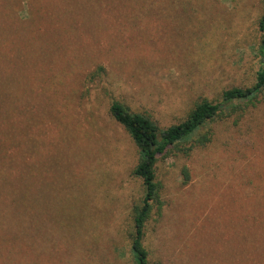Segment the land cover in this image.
I'll use <instances>...</instances> for the list:
<instances>
[{
	"label": "rangeland",
	"instance_id": "rangeland-1",
	"mask_svg": "<svg viewBox=\"0 0 264 264\" xmlns=\"http://www.w3.org/2000/svg\"><path fill=\"white\" fill-rule=\"evenodd\" d=\"M202 5L193 21L101 13L95 30L62 39L70 55L50 68L38 57L17 107L0 104V264H135L130 211L144 189L132 174L137 148L110 103L165 127L198 100L253 83L261 61L264 0ZM244 109L210 122L205 146L159 155L149 264H264V93Z\"/></svg>",
	"mask_w": 264,
	"mask_h": 264
},
{
	"label": "trees",
	"instance_id": "trees-1",
	"mask_svg": "<svg viewBox=\"0 0 264 264\" xmlns=\"http://www.w3.org/2000/svg\"><path fill=\"white\" fill-rule=\"evenodd\" d=\"M202 4L203 0H29V17L23 22L18 18L22 10L20 0H0V104L17 107L18 93L30 83V73L38 57L47 59L50 68L60 56L66 55V50L70 55L72 51L67 45L72 41L65 40L66 43L61 44L62 39L79 29L95 30L105 19L101 13L113 11L114 7L129 11L132 14L130 24L148 14H157L162 19L165 15L182 16L193 21L196 14L191 10L197 11ZM166 10L172 13L164 14ZM257 31L261 61L253 83L223 90L218 102L206 98L198 100L176 123L161 127L146 112L134 111L117 100L110 103L109 114L124 128L137 148L138 160L132 174L141 180L144 189L141 200L133 204L130 211L133 226L130 247L135 264H149V253L144 245L145 226L154 209L159 210L162 206L161 184L155 174L159 155L171 149L188 154L196 146H205L211 139V130L207 127L210 122L218 116L244 112V108L253 107L264 93V13L257 19ZM45 33L49 34L48 38L42 36ZM26 53L29 57L24 58ZM62 70L64 72L66 68ZM224 108H228L227 113H223ZM16 191L12 187L11 196ZM44 216L46 220L49 214Z\"/></svg>",
	"mask_w": 264,
	"mask_h": 264
}]
</instances>
